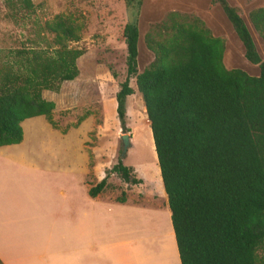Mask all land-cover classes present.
<instances>
[{
  "label": "trees",
  "instance_id": "obj_1",
  "mask_svg": "<svg viewBox=\"0 0 264 264\" xmlns=\"http://www.w3.org/2000/svg\"><path fill=\"white\" fill-rule=\"evenodd\" d=\"M9 2L28 12L34 7L31 0ZM124 2L126 76L115 94L116 112L124 127L134 78L149 120L180 263L264 264V256L258 255L264 245V60L250 29L227 0H211L231 23L244 57L258 66L257 76L226 68L224 39L199 17L178 11H170L145 34L153 60L140 72L143 0ZM248 19L264 42V6L250 10ZM39 28L51 35L48 45L30 47L20 69L0 80V146L21 142L20 123L26 118L45 115L63 131L84 119L58 126L52 118L55 103L42 96L78 76L77 60L85 51L70 43L80 40L82 27L59 13ZM109 173L128 184L142 182L118 158L89 187L91 197L107 187Z\"/></svg>",
  "mask_w": 264,
  "mask_h": 264
},
{
  "label": "rangeland",
  "instance_id": "obj_2",
  "mask_svg": "<svg viewBox=\"0 0 264 264\" xmlns=\"http://www.w3.org/2000/svg\"><path fill=\"white\" fill-rule=\"evenodd\" d=\"M192 1L195 2V0H143L138 19L137 67L140 72L153 60V53L144 43L145 34L170 11L195 15L189 11L178 10L184 8L189 10ZM196 1L200 7L197 16L215 36L224 39L225 67L241 69L251 76H257L258 66L244 57L243 45L221 7L212 4L211 0ZM227 1L238 9L264 60V42L248 19L249 11L264 6V0ZM31 2L34 7L28 12L14 6L9 0H0V80L20 69L22 56L30 47L45 48L48 45L51 35L39 28L45 20L61 13L75 19L81 25L80 40L70 43L72 47L85 51L77 60L78 76L72 81L63 82L58 92L44 90L42 93L57 103L52 118L58 126L72 125L84 117L78 126L85 130L84 147L89 155V163L92 161L94 165L96 160L100 161L106 173L117 159L121 158L124 165L131 166L135 175L141 179L140 184L132 185L109 173L105 190L110 198L119 199L124 196L129 200L128 208L123 213L127 221L126 230L139 232L140 227L148 225L149 217L153 215L152 208L149 207L158 202L156 190L151 195L148 192L151 188L148 171L154 169L155 176L158 177L160 170L146 109L141 95L135 88L134 78L130 79V85L135 89L134 93L126 98L124 127L121 126L116 112L115 94L126 76V45L123 37V28L127 21L125 2L124 0H31ZM123 134H128L130 141L125 150L121 139ZM16 167L9 160L0 157V186L7 182L6 173ZM89 169L92 170L90 166ZM8 175L14 178L15 173L10 172ZM162 201L164 203L167 198H163ZM132 203L140 205L133 204L131 208L129 205ZM130 217L132 219H128ZM258 255L264 256V245L258 249Z\"/></svg>",
  "mask_w": 264,
  "mask_h": 264
},
{
  "label": "crops",
  "instance_id": "obj_3",
  "mask_svg": "<svg viewBox=\"0 0 264 264\" xmlns=\"http://www.w3.org/2000/svg\"><path fill=\"white\" fill-rule=\"evenodd\" d=\"M199 8L195 0L178 10L197 16ZM20 125L21 142L0 146V157L18 167L0 186V264H181L159 173L148 171V192L156 190L158 201L148 225L127 232L129 200L110 198L107 187L96 197L88 193L106 169L98 160L89 169L84 128L63 131L45 115Z\"/></svg>",
  "mask_w": 264,
  "mask_h": 264
},
{
  "label": "water",
  "instance_id": "obj_4",
  "mask_svg": "<svg viewBox=\"0 0 264 264\" xmlns=\"http://www.w3.org/2000/svg\"><path fill=\"white\" fill-rule=\"evenodd\" d=\"M121 139H122V143L124 145V150H125L126 147L130 144L128 134H123L122 137H121Z\"/></svg>",
  "mask_w": 264,
  "mask_h": 264
}]
</instances>
